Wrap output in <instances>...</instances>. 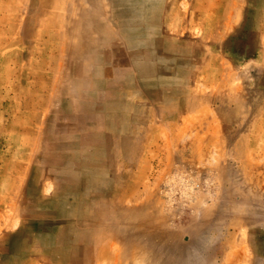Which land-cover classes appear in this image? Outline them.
<instances>
[{"label":"rangeland","instance_id":"1","mask_svg":"<svg viewBox=\"0 0 264 264\" xmlns=\"http://www.w3.org/2000/svg\"><path fill=\"white\" fill-rule=\"evenodd\" d=\"M0 264H264V0H0Z\"/></svg>","mask_w":264,"mask_h":264}]
</instances>
